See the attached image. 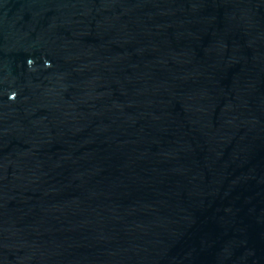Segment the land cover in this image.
I'll return each instance as SVG.
<instances>
[{"label":"water","instance_id":"water-1","mask_svg":"<svg viewBox=\"0 0 264 264\" xmlns=\"http://www.w3.org/2000/svg\"><path fill=\"white\" fill-rule=\"evenodd\" d=\"M0 264H264V0H0Z\"/></svg>","mask_w":264,"mask_h":264}]
</instances>
